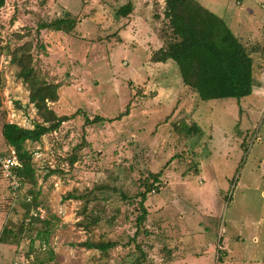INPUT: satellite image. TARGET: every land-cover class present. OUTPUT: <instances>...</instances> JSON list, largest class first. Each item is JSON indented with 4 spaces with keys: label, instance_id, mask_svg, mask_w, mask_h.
Instances as JSON below:
<instances>
[{
    "label": "rangeland",
    "instance_id": "374dc122",
    "mask_svg": "<svg viewBox=\"0 0 264 264\" xmlns=\"http://www.w3.org/2000/svg\"><path fill=\"white\" fill-rule=\"evenodd\" d=\"M154 1L162 12L155 33L165 42V5ZM200 1L214 5L253 56L251 95L203 100L182 92L173 61L163 84L170 65H146L131 30L121 43L119 5L107 0H6L0 153L9 148L5 122L33 127L42 120L12 61L21 46L30 49L39 78L58 85L50 107L74 117L39 142L27 141L36 183L16 196L0 171V264H264V0ZM68 7L77 25L84 19L71 36L38 27ZM139 69L146 73L138 80ZM97 115L105 120L86 123ZM179 123L199 131L184 136ZM149 187L148 215L138 225ZM69 193L83 198L67 199ZM33 208L42 217L29 219ZM86 240L115 246L101 252L79 245Z\"/></svg>",
    "mask_w": 264,
    "mask_h": 264
},
{
    "label": "trees",
    "instance_id": "16d2710c",
    "mask_svg": "<svg viewBox=\"0 0 264 264\" xmlns=\"http://www.w3.org/2000/svg\"><path fill=\"white\" fill-rule=\"evenodd\" d=\"M6 0H0V8ZM133 8L132 2L122 5L118 15L127 16ZM164 16L168 19V34L162 47L154 51L153 62L173 60L179 67L184 86L195 92L199 99H226L243 97L253 93L255 85L254 58L229 28L224 18L201 4L198 0H165ZM76 18L65 14L49 22L39 24L40 29L70 33L76 27ZM3 48L0 45V54ZM30 49L21 46L14 50L12 61L20 66L18 76L28 85L30 102L35 105L41 121H35L33 127H24L15 122H5L2 128L4 140L15 149L22 168L19 174L27 182L36 183L33 153L26 147L27 141L39 142L42 137L60 128L63 122L74 115H58L49 102L58 100V85L39 78L32 65ZM122 112L115 119L127 114ZM104 117L97 115L93 119L86 117V123L103 122ZM184 136H191L199 131L197 125L187 126L179 123L176 126ZM8 151V150H7ZM6 151V152H7ZM74 162L75 159H72ZM159 173L154 174V180ZM152 187L141 193L142 212L137 224H141L148 215L145 207L147 195ZM67 199H81L82 195L69 193ZM94 221H98L95 219ZM4 228L2 234H4ZM0 239L2 241L5 238ZM44 240L45 235L40 233ZM79 245L87 249L105 252L115 246L113 241L86 240Z\"/></svg>",
    "mask_w": 264,
    "mask_h": 264
},
{
    "label": "crops",
    "instance_id": "0c3cea01",
    "mask_svg": "<svg viewBox=\"0 0 264 264\" xmlns=\"http://www.w3.org/2000/svg\"><path fill=\"white\" fill-rule=\"evenodd\" d=\"M107 1H108V3H110L111 6H112V4H114L116 6L119 5L118 9L122 5H124L128 2H132V4H133L132 11L127 16L118 15L117 14L118 10L116 11V17H115L116 18L115 21L117 22L116 24H119V22H120L122 25V26L118 27V29H117L118 34L121 35V38H120L121 43L126 42V39L123 37V35L128 34L129 33L128 31L131 30L132 33H134V36L132 35L133 39H136L140 43V48L143 50V57L144 58L147 57L150 60V62H149L150 64H146V65H152L151 69L156 68L159 65H162L164 67L166 65H170V67L167 68V70H165L166 71L165 73L162 72L161 76L164 77L163 78L164 79L163 84L165 83V81H169L170 79H172V75H173L172 72H174L176 69L175 65L173 63L174 62L173 60H168L166 62H153L151 60V57H152L154 51L158 50L165 43L160 38V36H159V38H160L159 39L155 33L156 25H158L157 21H158V19H162V12L157 11V6H158V4H156L157 2L154 0H107ZM157 1H159L160 6L162 5L160 8H162L163 5H165V0H157ZM200 2H202V1H200ZM202 4L215 12V9L213 7L214 5L213 6L209 5L210 2L206 1L207 5L205 4V2H202ZM69 5L71 6V4H69ZM86 7H88V6L84 5V7L81 8V10L86 9ZM69 9L63 10V13H64L63 15H65V14L74 15V13L71 11V9L70 10ZM227 12L230 13L229 11H227ZM222 18H224V17H222ZM79 19H80V21H78V25H77L76 29H78L79 26L82 24V22H84L83 21L84 19L82 21H81V18H79ZM58 33L61 35L66 34L68 36H71L70 34H73L72 32L66 33L64 31H58ZM62 33H65V34H62ZM88 33L90 34L91 32H88ZM83 38H85L84 35H83ZM144 62H145V60H144ZM145 63H147V62H145ZM136 73H137V79L139 80L140 77L142 76V74H145L146 72L143 69H139ZM147 76L148 75L144 76V78L148 80V78H146ZM169 84H170V82H169ZM139 86L140 85H137V87H139ZM161 86H162V84H161ZM182 89H183L182 92H184L186 89H188L187 87L184 86V83H183ZM166 91L168 92L169 90L167 89ZM224 243H225V241H224Z\"/></svg>",
    "mask_w": 264,
    "mask_h": 264
},
{
    "label": "built area",
    "instance_id": "2783aa9c",
    "mask_svg": "<svg viewBox=\"0 0 264 264\" xmlns=\"http://www.w3.org/2000/svg\"><path fill=\"white\" fill-rule=\"evenodd\" d=\"M22 162L19 160L17 153L13 147H9L6 153H0V171L8 182V187L14 195H19L26 186V181L19 174V170L22 168ZM30 198L27 201H31ZM39 210L31 209L30 218L32 217H42V214ZM13 264H21V263H13Z\"/></svg>",
    "mask_w": 264,
    "mask_h": 264
}]
</instances>
